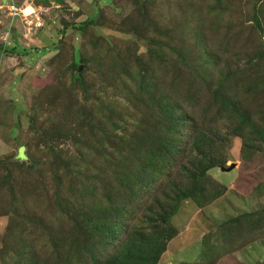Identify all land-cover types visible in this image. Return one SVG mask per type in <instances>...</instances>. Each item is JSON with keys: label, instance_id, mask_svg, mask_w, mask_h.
I'll return each mask as SVG.
<instances>
[{"label": "rangeland", "instance_id": "obj_1", "mask_svg": "<svg viewBox=\"0 0 264 264\" xmlns=\"http://www.w3.org/2000/svg\"><path fill=\"white\" fill-rule=\"evenodd\" d=\"M253 7H264V0H0V44L17 49L16 53L0 50V159L19 151L20 158L25 155L23 161L32 155L37 163L34 170L14 172L18 196L12 208L6 199L0 205V264L17 259L29 264H92L74 257L67 261L63 254L68 243L76 242L62 228L63 219L55 208L56 152L76 167L87 168L88 174L95 173L91 166L95 162L103 165L98 176L93 175L98 189L91 203H100L112 220L122 217L115 245L148 225L144 215L162 197L168 177L153 180L116 216L111 205L122 207L130 194L117 195L125 194L122 200L106 197L103 185L109 189L116 181L104 157L90 152L95 136H103L102 130H89L81 122L88 110L115 142L124 140L113 148L107 146L108 152L128 153L125 166L129 170L145 166L146 143L129 142L145 128L168 137L167 127L173 123L166 121L167 127L162 128L155 125L159 118L154 102L143 91L147 88L150 94L170 100L171 112L176 104V115L188 118L175 136L180 142L174 147L181 151L169 156L171 178L179 180L178 167L189 165L191 149L186 140L194 132L192 127L213 138L219 135L209 156L226 160L223 166L208 170L212 184L225 190L207 204L193 198L180 202L169 220L176 234L167 241L157 264H198L211 259L216 264H252L261 252L264 256V243L250 245L251 251L237 246L251 235L264 234V226L246 228L252 232H245L243 226L234 238L224 239H219L221 232L216 228L239 214L264 209V140L246 126L232 134L235 121L227 120V109L220 114L221 104L212 98V90L229 72L225 86L229 91L234 88L231 93L261 124L264 82L246 88L255 81L250 72L264 73V56L262 61L254 58L257 51L264 53V37L248 31ZM71 75L83 78L72 92ZM71 100L81 107L71 110ZM51 129H73L88 142L65 138L63 133L53 135ZM232 163L231 169H221ZM137 179L145 180L142 175ZM61 190L65 195L64 186ZM143 231L149 230L145 226ZM204 237L208 240L203 242ZM208 243L210 248L202 249ZM113 249L109 245L102 253L108 255Z\"/></svg>", "mask_w": 264, "mask_h": 264}, {"label": "trees", "instance_id": "obj_2", "mask_svg": "<svg viewBox=\"0 0 264 264\" xmlns=\"http://www.w3.org/2000/svg\"><path fill=\"white\" fill-rule=\"evenodd\" d=\"M263 8L264 7H253V22L248 31L252 30L257 33H262L264 37ZM64 27L67 28V24ZM0 50L9 51L10 53L17 52L15 46L6 47L3 44H0ZM33 50L36 49L34 48ZM40 52L44 54L46 51L42 49ZM263 56V51H257L254 58L258 61H262ZM180 57H183V54H180ZM72 64L74 65V63ZM249 68L250 66H247V69ZM250 71L252 70L250 69ZM80 75H82V73H80ZM228 75L229 72L220 80L223 82L212 90L213 103H220V114L221 110L227 109L229 112L227 120L233 119L235 121L232 134L235 132L237 133L242 126H246L251 127L252 131L257 134L260 139L264 140V116L261 117V124L252 118L248 110L244 107V104H241L237 97L234 96L235 94L231 93L234 88L229 91L225 86L224 81L227 80ZM71 76V83L73 85L72 92L77 84L83 83V78L82 76L78 78H74L73 75ZM248 76L250 78L255 76V81L246 88L257 87L264 82L263 72L256 73L255 75H252V72H250ZM149 90L150 88H147L143 91L146 92L154 102L153 105H155L157 110L156 112L159 120H156L155 125L158 123L162 128L166 121H172L173 123H171L169 127L165 125L170 131L168 137L164 132L161 133L158 130L153 131L152 129L145 128L140 135H135L136 138L134 141L129 142L133 144L141 142L146 143L145 152L148 162L145 166L141 165V167L137 168L135 171L129 170L125 166L127 164L126 158L129 157V155L122 149H119L120 147L114 155L108 152L107 146L113 148L114 144L117 146L118 142H124L123 139L115 142L113 136L109 135L107 130L99 125L100 123L93 120V115L89 116L88 110H85L83 113L82 117L84 116V119L81 121L84 123L82 125H87L89 130H102L103 136L100 138L95 136L90 152L104 157V164H109L108 169L111 170V174L116 181L109 189H106L107 186L103 185V189L107 191L106 197L111 201L113 197L120 195L121 192L130 194V197L122 203V207L117 208L111 205L112 210L116 209V216L120 213L122 214L128 204L127 202L132 200L136 194L142 193L144 187L147 189L153 180L161 176L168 177L165 188L162 190V197L154 200L147 208V213L144 215L143 219L145 223L148 224L145 226L149 231L144 232V226L143 229L134 231L127 235L120 243L115 245L114 241L120 234L119 220H121L122 217L118 218L119 220H112L100 203L97 205L91 203L98 189V184L94 186L92 183V179L95 177L93 175L95 174L98 176L97 172L103 170V165L95 162V166L91 165L93 168H96L95 173L88 174L87 168H83L82 165L76 167L67 156L56 152L54 154L57 166L52 170V177L56 182L57 190L55 194L57 199L55 208L59 210L60 217L63 219L61 224L62 228L68 230L67 232L72 235L73 241L76 242L68 243L65 246L63 254L66 259L69 258L67 261H70L71 258L74 257L79 260L87 259L92 264H157L161 253L165 250L167 241L176 234L169 220L175 210L179 208L180 202L183 199L189 198L203 201V203L210 202L214 198H217L223 189L225 190V186L217 185V181H215L216 184L213 185L208 175V170L213 167L223 166L226 161L225 159H217L213 156H209L210 152L216 146L219 135L214 134L215 136L213 138L212 135L207 134L206 131L195 129V127H192L194 132H191L190 139L188 141L186 140V145L188 144L189 149H191L190 155L188 156L189 165L182 163L178 167V174H180L179 180L170 177L167 172L172 164L169 156L181 151V149L174 147V145H178L180 142L175 137L179 134H176V132L177 129L182 131V129L185 128V122L188 121V118L184 115H176L174 110V108L177 107L176 104L173 105L171 112L170 100L167 99V101H164L162 97L158 95L155 96L154 93L150 94ZM69 104L71 105V110H77L80 106V102H74V100H71ZM148 105L149 103H146V106ZM69 113L72 112L70 111ZM65 116V112L60 114L64 125L66 123ZM76 116L78 118L81 117L80 114ZM33 121L34 119L31 117V125ZM60 124L63 125V123ZM49 132L53 135L63 133L65 138H71L72 140L85 143L88 142L83 136L78 135V132L73 131V129H69L66 132H62L61 129H51ZM52 150L54 149L52 148ZM23 160H25V155L23 154V158H20L19 151L13 154V157L6 156L4 159H0V205H2V202H5L6 199L9 208H12L11 204H14L13 199L18 196L15 189L17 187L18 177L15 176L14 172L18 169L34 170L36 168L37 163L32 155H29L28 162ZM139 175H142L146 181L141 180L140 182L137 179ZM103 177L106 178L105 173ZM66 178H71L68 179V186H65ZM126 178L128 180H125ZM102 182H105V180L102 179ZM136 185H138V187H135ZM63 186L65 195L61 190ZM124 195L125 194H123V196ZM123 196L122 198L117 196V199L122 200ZM263 219L264 209L234 216L222 224L216 225L218 232H221L219 234V239L227 237L234 238L238 235V232H240L239 230H241L243 226L245 232H252L246 228L251 226L254 228L264 226V222L261 221ZM255 236L262 237L264 234ZM251 237H253V235H251ZM144 238L147 239L145 242H142ZM204 238H202L203 242L208 240V238ZM79 243L81 244V249L78 248ZM243 244L244 243H240L237 246L241 247ZM109 245L114 247L113 251L108 255L103 254L102 252L106 250ZM202 245H204L202 249H205V247L210 248L209 243ZM81 251L82 253L85 252V254L78 257L79 254H82L80 253ZM214 261L215 259H211L206 261V263L200 262L198 264H216ZM13 264H29V261L24 263L20 259H17L13 261Z\"/></svg>", "mask_w": 264, "mask_h": 264}, {"label": "crops", "instance_id": "obj_3", "mask_svg": "<svg viewBox=\"0 0 264 264\" xmlns=\"http://www.w3.org/2000/svg\"><path fill=\"white\" fill-rule=\"evenodd\" d=\"M246 240H247V242L242 245V248H245L247 251H251V249L253 247L251 248L249 246L252 245V244H254V243L256 245V243H258V242L264 243V236L261 237V236H255L254 235L253 237L247 238ZM255 251H259L258 248L255 247ZM248 256L250 257L251 254H248ZM260 257L261 258L258 261L252 262V264H263L264 263V256H262V252L260 253ZM247 262H249V261H247Z\"/></svg>", "mask_w": 264, "mask_h": 264}, {"label": "water", "instance_id": "obj_4", "mask_svg": "<svg viewBox=\"0 0 264 264\" xmlns=\"http://www.w3.org/2000/svg\"><path fill=\"white\" fill-rule=\"evenodd\" d=\"M233 164H234V163H232V165H231V166H228V167H226V168H224V167H221V169H224V170H229V169H231V168H232Z\"/></svg>", "mask_w": 264, "mask_h": 264}]
</instances>
